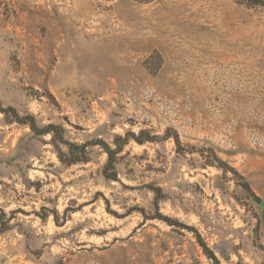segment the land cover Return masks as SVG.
Listing matches in <instances>:
<instances>
[{"label": "rangeland", "instance_id": "rangeland-1", "mask_svg": "<svg viewBox=\"0 0 264 264\" xmlns=\"http://www.w3.org/2000/svg\"><path fill=\"white\" fill-rule=\"evenodd\" d=\"M205 248L264 264V0H0V264Z\"/></svg>", "mask_w": 264, "mask_h": 264}, {"label": "trees", "instance_id": "trees-1", "mask_svg": "<svg viewBox=\"0 0 264 264\" xmlns=\"http://www.w3.org/2000/svg\"><path fill=\"white\" fill-rule=\"evenodd\" d=\"M17 122L23 123V124H28L30 126V128L32 129V131H34L36 134L42 135L44 133H50V130H46L44 132H39V128L35 122L34 118H26L21 120V118L18 116L16 118ZM54 138L55 140H57L58 142H62L64 141L63 136L58 135L57 133L54 132ZM67 145H69V149L71 150V146L70 144L66 143ZM107 154L109 156V163H108V167H111L113 171H115L116 169V163H115V152L113 150H111L110 148H107ZM62 159V158H61ZM74 163V162H71ZM111 179V178H110ZM247 189H249V186L246 185ZM206 254L208 255L209 258H211L214 261V264H221L218 260V258L212 254L207 248H205Z\"/></svg>", "mask_w": 264, "mask_h": 264}]
</instances>
